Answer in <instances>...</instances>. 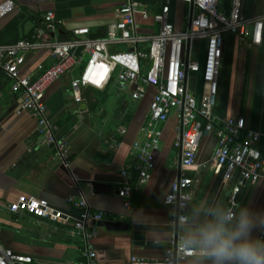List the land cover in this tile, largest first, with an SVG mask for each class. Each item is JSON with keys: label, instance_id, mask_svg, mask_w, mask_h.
Returning <instances> with one entry per match:
<instances>
[{"label": "crops", "instance_id": "0c3cea01", "mask_svg": "<svg viewBox=\"0 0 264 264\" xmlns=\"http://www.w3.org/2000/svg\"><path fill=\"white\" fill-rule=\"evenodd\" d=\"M12 1L15 10L0 20V47L30 40L48 12L55 14L61 26L56 35L44 42L64 41L77 29H88V38L102 40L107 26L117 20L116 10L121 4L117 0ZM139 1L150 15L160 12L168 3L169 22L173 27L176 30L188 27L189 4L176 0ZM229 10L230 5L228 13ZM241 12L246 19L264 16V0H242ZM136 22L137 33L143 37H152L158 31V25L151 18L143 20L137 16ZM143 48L147 49V44ZM128 49L127 45H116L109 52L116 54ZM204 51V41L194 42L189 61L202 64ZM53 63L50 50L42 47L26 55L20 74L33 80L40 73L39 66L45 69ZM83 66L84 63L80 69L52 83L44 99L48 117L58 129L57 139L69 147L68 167L42 144L35 121L25 113L17 114L19 96L12 92L11 83L0 71V245L31 256L33 264H80L84 261V244L72 228L26 214H12L8 206L20 196H26L77 213L69 200L85 198L92 212L105 214L100 222L121 225L119 229H112L91 224L97 229V238L90 242L96 264H130L132 259L161 262L166 258L174 232L164 200L183 171L180 149L175 146L180 136L179 115L172 111L167 122L157 128L160 147L153 153L151 178L145 186L132 191L126 209L117 195L122 185L120 172L133 165V144L144 141L142 128H150L154 90L130 83L123 92H118L111 83L104 88L84 89L83 100L75 103L70 82ZM224 76L227 80L221 83ZM138 86L141 97L134 99ZM218 86L214 115L219 122L242 118L247 131L264 135V34L260 46L251 45L248 39L239 42L234 36H225ZM187 87L200 98L203 90L200 74H190ZM215 147L213 136L204 137L195 166L186 171L193 179V186L188 206L190 226L185 235L198 252L188 264H212L200 251L194 236L199 227L214 219L217 210H226L227 200L237 186L239 209L243 205V210L253 218L251 237L264 240V181L241 187L242 182L235 177L226 178L224 171L212 162ZM131 175L135 183L136 171L131 169Z\"/></svg>", "mask_w": 264, "mask_h": 264}, {"label": "built area", "instance_id": "2783aa9c", "mask_svg": "<svg viewBox=\"0 0 264 264\" xmlns=\"http://www.w3.org/2000/svg\"><path fill=\"white\" fill-rule=\"evenodd\" d=\"M117 1L121 2L116 10L117 20L107 26L106 37L102 40L88 38V29H77L67 40L44 42L46 36L56 35L61 26L53 12L46 13L30 40H19L0 47V71L11 83L12 92L19 96L17 114L25 113L35 121L42 144L50 148L54 157L65 167H68L69 147L65 141L57 139L58 129L49 119L44 101L46 90L52 83L72 74L84 63L79 75L70 82V94L75 103L83 100L84 89L104 88L111 83L118 92H123L130 83L154 90L149 114L150 128H142L144 141L133 144V165L120 172L122 185L117 195L126 209L129 208L132 191L145 186L151 178L153 153L160 147L157 128L167 122L172 111L178 113L180 136L175 146L180 149L183 171L164 200L165 207L170 211L169 225L174 228L166 258L161 262L132 259L130 264H188L198 252L185 235L190 226L188 206L193 186V179L186 171L195 166L202 139L208 136L215 138L212 162L224 171L226 178L235 177L239 182L251 184L264 181V135L247 131L242 118L219 122L214 115L225 36H234L239 42L248 39L251 45L260 46L264 16L244 18L242 0L230 1L228 15L219 11L221 0H176L193 5L188 27L176 30L169 22L168 3L160 12L150 15L139 0ZM14 10V1L4 0L0 4V20ZM137 16L143 20L151 18L158 25L157 33L152 37L139 35ZM196 41L205 42L202 64L189 61L191 45ZM145 44L147 49L143 48ZM116 45H127L129 49L110 54L109 48ZM42 47L50 50L54 63L45 69L39 66L40 73L33 80L23 77L20 69L26 55ZM190 74L201 76L203 90L200 98L188 90ZM140 91L138 86L133 94L134 99L141 97ZM131 169L137 173L135 183ZM239 194L237 186L227 200L226 210H231L234 217L239 209ZM69 202L77 213L66 212L45 201L26 196H20L10 204L8 211L72 228L84 244V261L80 264H96V254L90 242L97 238V229L91 224L102 221L105 214L92 212L85 198L70 199ZM33 263L31 256L15 253L0 245V264Z\"/></svg>", "mask_w": 264, "mask_h": 264}, {"label": "clouds", "instance_id": "9594fccd", "mask_svg": "<svg viewBox=\"0 0 264 264\" xmlns=\"http://www.w3.org/2000/svg\"><path fill=\"white\" fill-rule=\"evenodd\" d=\"M253 218L242 210L219 209L214 219L197 230L195 242L212 264H264V240L251 237Z\"/></svg>", "mask_w": 264, "mask_h": 264}, {"label": "water", "instance_id": "95a60500", "mask_svg": "<svg viewBox=\"0 0 264 264\" xmlns=\"http://www.w3.org/2000/svg\"><path fill=\"white\" fill-rule=\"evenodd\" d=\"M192 14H193V5L190 4V17L192 16ZM82 105H85V103H83ZM202 129H203V128H202ZM37 134L39 135L38 132H37ZM178 177H179V176H178ZM177 179H178V178H177ZM177 179H176V180H177ZM245 184H246V182L244 181V182L242 183V187L245 186ZM97 188H99V186H98ZM222 190H223V186L221 187V189L219 190V192H218V194H217V197H216L215 202H214L213 209H212V211L210 212V217L212 216V213H213V210H214V208H215V206H216V204H217V201L219 200V198H220V196H221ZM242 210H243V205L240 207V209H239V211H238V215H239V213H240ZM96 226H104V227H108V228H112V229H119V228H121V225H120V224H107V223L105 224V223H103V222H96Z\"/></svg>", "mask_w": 264, "mask_h": 264}, {"label": "trees", "instance_id": "16d2710c", "mask_svg": "<svg viewBox=\"0 0 264 264\" xmlns=\"http://www.w3.org/2000/svg\"><path fill=\"white\" fill-rule=\"evenodd\" d=\"M229 5H230V0H221V2H220V6H219V11H221V12H225V14L226 13H228V8H229ZM70 38V37H69ZM68 38V39H69ZM51 39V35H48V36H46L45 38H44V40H50ZM43 40V41H44ZM67 40V39H66Z\"/></svg>", "mask_w": 264, "mask_h": 264}, {"label": "rangeland", "instance_id": "374dc122", "mask_svg": "<svg viewBox=\"0 0 264 264\" xmlns=\"http://www.w3.org/2000/svg\"><path fill=\"white\" fill-rule=\"evenodd\" d=\"M85 61L84 62H86V58L84 59ZM223 68H224V66H222V73H223ZM226 80H227V77L226 76H224L223 78H222V81H221V83L223 82H226Z\"/></svg>", "mask_w": 264, "mask_h": 264}]
</instances>
